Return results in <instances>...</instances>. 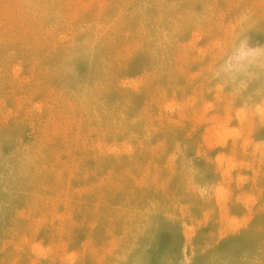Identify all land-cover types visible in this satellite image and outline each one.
I'll use <instances>...</instances> for the list:
<instances>
[{"label": "rangeland", "instance_id": "374dc122", "mask_svg": "<svg viewBox=\"0 0 264 264\" xmlns=\"http://www.w3.org/2000/svg\"><path fill=\"white\" fill-rule=\"evenodd\" d=\"M0 264H264V0H0Z\"/></svg>", "mask_w": 264, "mask_h": 264}, {"label": "bare ground", "instance_id": "6f19581e", "mask_svg": "<svg viewBox=\"0 0 264 264\" xmlns=\"http://www.w3.org/2000/svg\"><path fill=\"white\" fill-rule=\"evenodd\" d=\"M222 129V128H221Z\"/></svg>", "mask_w": 264, "mask_h": 264}]
</instances>
